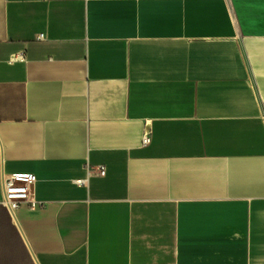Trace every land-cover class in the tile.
Instances as JSON below:
<instances>
[{
	"label": "crops",
	"instance_id": "0c3cea01",
	"mask_svg": "<svg viewBox=\"0 0 264 264\" xmlns=\"http://www.w3.org/2000/svg\"><path fill=\"white\" fill-rule=\"evenodd\" d=\"M0 264H264V0H0Z\"/></svg>",
	"mask_w": 264,
	"mask_h": 264
},
{
	"label": "built area",
	"instance_id": "2783aa9c",
	"mask_svg": "<svg viewBox=\"0 0 264 264\" xmlns=\"http://www.w3.org/2000/svg\"><path fill=\"white\" fill-rule=\"evenodd\" d=\"M40 40L44 39V35H40ZM143 146H148L151 143V136L146 133L143 137ZM101 176H105L106 169L101 166L97 168ZM37 183V177L34 174H12L4 177V196L3 204L9 209L12 214L22 205H27L31 210H36L41 207L34 196V186ZM81 181L80 184H84Z\"/></svg>",
	"mask_w": 264,
	"mask_h": 264
}]
</instances>
